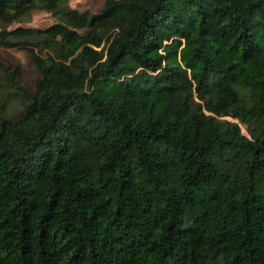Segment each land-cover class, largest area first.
Here are the masks:
<instances>
[{"label":"trees","instance_id":"trees-1","mask_svg":"<svg viewBox=\"0 0 264 264\" xmlns=\"http://www.w3.org/2000/svg\"><path fill=\"white\" fill-rule=\"evenodd\" d=\"M62 1L0 0V25ZM88 21L0 28L37 73L0 61V264H264V0Z\"/></svg>","mask_w":264,"mask_h":264},{"label":"rangeland","instance_id":"rangeland-1","mask_svg":"<svg viewBox=\"0 0 264 264\" xmlns=\"http://www.w3.org/2000/svg\"><path fill=\"white\" fill-rule=\"evenodd\" d=\"M119 2L120 0H64L48 9L35 8L22 16L20 20L2 24L0 28L11 29L17 25L44 27L51 23H57L61 27L58 42L62 45L71 36H78L87 31L90 26L88 19L95 21L108 15L118 9ZM61 12H66L67 15ZM126 23L127 18L122 17L116 26V30H120ZM0 61L10 64L11 67H19L18 79L21 84L30 85L37 76L28 52L22 47L0 45ZM79 88V85H67L61 91L78 90ZM1 102L4 103L2 115L14 119L20 113V104L16 98L9 100L3 98ZM241 131L244 133L242 126Z\"/></svg>","mask_w":264,"mask_h":264}]
</instances>
